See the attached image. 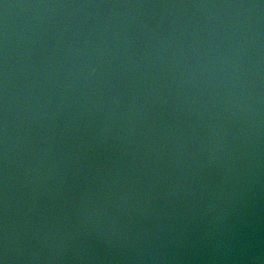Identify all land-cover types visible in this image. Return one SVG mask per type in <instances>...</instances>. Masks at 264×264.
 <instances>
[{"label":"water","instance_id":"obj_1","mask_svg":"<svg viewBox=\"0 0 264 264\" xmlns=\"http://www.w3.org/2000/svg\"><path fill=\"white\" fill-rule=\"evenodd\" d=\"M0 264H264V0H0Z\"/></svg>","mask_w":264,"mask_h":264}]
</instances>
